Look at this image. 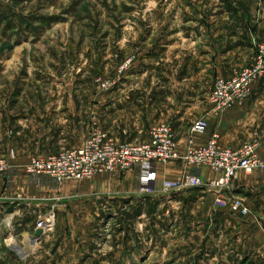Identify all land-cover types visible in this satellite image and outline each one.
<instances>
[{"label":"rangeland","instance_id":"obj_1","mask_svg":"<svg viewBox=\"0 0 264 264\" xmlns=\"http://www.w3.org/2000/svg\"><path fill=\"white\" fill-rule=\"evenodd\" d=\"M252 27L264 44V0H0V153L11 119L2 115L24 116L40 97H94L63 108L104 103L118 124L187 126L217 78L248 66L259 45L229 76L217 74L211 52ZM137 134L128 140L141 143ZM128 172L68 180L56 192L14 168L6 185L26 181L0 186V264H264V216L222 215L214 194L192 189L136 198ZM234 194L249 205L248 193ZM46 215L52 231L33 243L27 232Z\"/></svg>","mask_w":264,"mask_h":264},{"label":"built area","instance_id":"obj_2","mask_svg":"<svg viewBox=\"0 0 264 264\" xmlns=\"http://www.w3.org/2000/svg\"><path fill=\"white\" fill-rule=\"evenodd\" d=\"M258 82H264V44L259 45L257 56L248 66L230 78H217L209 97L212 111L220 114L243 107L252 97L254 84ZM207 131V121L204 118L197 120L191 126L189 140L183 147L171 124L155 123L150 127L149 141L117 143L96 124L82 147L48 157H35L23 168L14 166L8 159L0 160V176L5 178L14 168L24 169L27 178L38 180L40 185L60 187L68 180L83 181L117 171L138 169L145 176V181L139 186L141 194L199 190L204 194H214L216 207L231 214L248 215L249 205L244 198L234 194L235 180L241 173L251 175L264 171V158L260 154L264 137H255L236 149L221 146L217 135L207 143L197 145L194 137ZM14 157L13 154L11 159ZM173 162L184 164L185 172L180 179L162 181L159 186L158 164ZM205 168L213 172V178H203L201 172ZM52 225L53 219L49 215L39 219L37 229L43 231L41 239L47 236L48 228L52 230Z\"/></svg>","mask_w":264,"mask_h":264},{"label":"crops","instance_id":"obj_3","mask_svg":"<svg viewBox=\"0 0 264 264\" xmlns=\"http://www.w3.org/2000/svg\"><path fill=\"white\" fill-rule=\"evenodd\" d=\"M250 30V32L238 30L232 36L233 40L229 42L230 44H227L228 46H221V48L219 47L217 50L211 52L214 56L218 55L220 57L216 65H212L216 66L218 75L229 76L238 67L246 65V61L249 58L248 55H245L247 54L246 50H250L248 46L254 45V49H257L258 47L256 48V46L259 45L261 39L260 27H252ZM221 34L224 33L221 32ZM254 49H251V51H254ZM135 87H140V83ZM55 99L50 96L40 97L37 105L35 104V107H31L30 109L32 110L24 116L15 113L2 115L6 119L8 118L7 116H10L11 119L6 122L7 124L2 123V125L6 126L3 137L9 138L7 141H4L0 156L10 157V154L13 152L15 157L11 160L12 164L23 168L35 157L47 156L63 150L82 147L89 137L88 134L87 138H84L85 129L83 128V124L91 120H94L93 124L97 122L101 127L104 125L103 129L107 131L110 138H115L114 135H120L123 143L133 142L134 139H128H131L133 135L136 136L137 133L138 138L141 136L142 140L139 142H147L150 139V128L148 129L140 125L137 118L133 119V122L125 124L111 121V119H118L116 112L105 111L102 108L104 103L98 104L94 109L87 108L85 112L83 106L79 107V109L77 107L63 108V106H68V104L81 105L86 102L92 103L96 99L94 97H91L89 101L88 98L84 99L74 96ZM203 100L198 119L204 118L207 121L208 131L204 135L194 137L197 145L205 144L213 135H217L221 146L236 149L255 137H264V82L254 84L252 97L243 107L228 110L220 114L212 111L209 98ZM52 104H55V106ZM56 104H60V106L58 107ZM88 111L90 112L89 115L87 114ZM138 119L141 118L139 117ZM198 119L196 118L190 124L188 123L187 126L180 123L173 126L177 139L183 147L189 140L191 126ZM260 154L264 158V142ZM184 172L185 166L180 162L158 164L157 173L159 182L157 184L160 186L162 181L178 180ZM128 174L124 177V181L130 185L131 190L129 194L135 195L138 198L143 195L139 192V186L145 181V176L138 169L129 171ZM201 174L205 179L214 177L213 172L206 168L202 170ZM25 179V177H15L14 183L16 185L19 181L28 180V178ZM133 180H135V186H132ZM6 182L4 178H0L1 187L5 186L7 189L15 188V185L7 186ZM42 185L45 187V184ZM46 186L47 189L56 192H60L65 188V184L60 187L52 184ZM95 188H99V186L95 184ZM235 193L240 196L248 193V196L244 197L251 198L249 202L251 211L264 216V171L255 172L251 175L239 174L235 180ZM183 196L179 198H183ZM0 198L5 197L0 196ZM217 210L222 215L231 214L224 209L218 208ZM36 231L37 228H34V231L27 232V236H34Z\"/></svg>","mask_w":264,"mask_h":264},{"label":"water","instance_id":"obj_4","mask_svg":"<svg viewBox=\"0 0 264 264\" xmlns=\"http://www.w3.org/2000/svg\"><path fill=\"white\" fill-rule=\"evenodd\" d=\"M42 235H43V231L41 229H37L33 239L38 242L41 239Z\"/></svg>","mask_w":264,"mask_h":264},{"label":"bare ground","instance_id":"obj_5","mask_svg":"<svg viewBox=\"0 0 264 264\" xmlns=\"http://www.w3.org/2000/svg\"><path fill=\"white\" fill-rule=\"evenodd\" d=\"M5 224H6V226H9V224H10V223H9V219L5 221ZM48 229H49V228H48ZM48 229L46 230L47 232H46L45 235H48V233H51L52 230H51V229L48 230ZM33 237H34V236H33ZM33 237H32V242H33V243H37V241L34 240Z\"/></svg>","mask_w":264,"mask_h":264}]
</instances>
